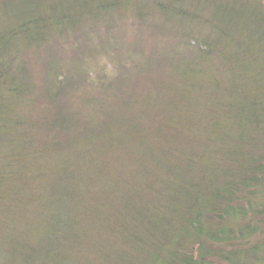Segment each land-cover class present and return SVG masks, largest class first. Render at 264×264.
<instances>
[{
  "label": "trees",
  "instance_id": "16d2710c",
  "mask_svg": "<svg viewBox=\"0 0 264 264\" xmlns=\"http://www.w3.org/2000/svg\"><path fill=\"white\" fill-rule=\"evenodd\" d=\"M125 20L150 61L87 69ZM256 223L264 3L0 0V264H264Z\"/></svg>",
  "mask_w": 264,
  "mask_h": 264
},
{
  "label": "rangeland",
  "instance_id": "374dc122",
  "mask_svg": "<svg viewBox=\"0 0 264 264\" xmlns=\"http://www.w3.org/2000/svg\"><path fill=\"white\" fill-rule=\"evenodd\" d=\"M261 3H264V0H258ZM206 6V4L204 3ZM126 21V20H125ZM237 23V25L243 26V22ZM126 21L124 25L120 27L118 31H113L109 32L112 33L113 35H104L101 34L99 36L102 37V35L106 36L104 37L103 42H94L93 44L97 43L92 47L91 51H86L84 54L85 56L81 59V62L83 61L82 64H85L86 68L92 71H104L106 72L105 77L106 79H111L113 80L117 76H119L121 70L119 68H128L130 67L133 63L136 64L135 66H140L141 68L144 67L145 63H148L150 61L148 54L144 51L143 56H136L135 53H131V51L134 49L136 53L140 51V49L144 50V48L148 51L150 48H146L147 46H150L157 41H153V38L149 33H153L152 30L150 29H142L137 31L136 26L135 29L132 27L133 20L130 21L129 25ZM239 27V26H238ZM203 28L206 30V33H210V28L207 25H204ZM138 29V27H137ZM153 29V28H152ZM104 32V31H103ZM157 33V31H155ZM101 33V32H99ZM126 33H130V35H126ZM169 33H175V32H169ZM231 33H246V30H243L242 27L240 30H233ZM115 34V36H114ZM108 37V38H107ZM96 38V37H95ZM95 38L93 41H95ZM153 41V42H152ZM138 43V44H137ZM135 45V46H132ZM146 46V47H145ZM163 47V46H161ZM165 50L167 49L166 47H163ZM128 52V53H127ZM153 57L157 56L154 52L151 54ZM65 59H63L61 56L58 57V62L59 64L65 66H74V64L77 62L76 58L75 59H70L71 57L66 53ZM144 57V58H143ZM80 62V63H81ZM77 65V63L75 64ZM36 67V71L39 72L37 76L41 77V71L42 67L38 64ZM102 72V73H104ZM128 73V72H125ZM125 78V77H122ZM118 79H120L118 77ZM107 81H103V84L106 83ZM95 85H92L94 87ZM132 88L135 86L132 85ZM86 89L89 91V96H94L96 94V89L97 88H88ZM77 102V100H76ZM257 226H260L258 223H256ZM262 231H264V226L261 227L256 234H261ZM254 240L260 239L259 235L253 236ZM232 245V244H231ZM240 245H236V247H240ZM233 250V249H232Z\"/></svg>",
  "mask_w": 264,
  "mask_h": 264
}]
</instances>
